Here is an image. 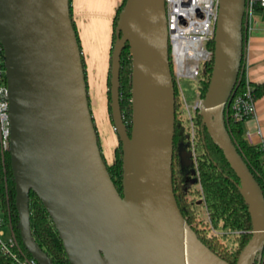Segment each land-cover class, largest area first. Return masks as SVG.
<instances>
[{
    "label": "water",
    "instance_id": "95a60500",
    "mask_svg": "<svg viewBox=\"0 0 264 264\" xmlns=\"http://www.w3.org/2000/svg\"><path fill=\"white\" fill-rule=\"evenodd\" d=\"M244 1L218 0L213 64L199 115L238 180L251 222L236 264H255L264 245V197L224 124L242 60ZM0 45L17 228L31 258L53 264L31 234L33 192L69 264H228L185 223L173 194L174 86L164 0H125L115 26L109 100L122 152L121 194L98 147L69 0H0ZM125 45L131 57L129 134L119 106ZM187 162L191 153L182 150L183 166Z\"/></svg>",
    "mask_w": 264,
    "mask_h": 264
},
{
    "label": "trees",
    "instance_id": "16d2710c",
    "mask_svg": "<svg viewBox=\"0 0 264 264\" xmlns=\"http://www.w3.org/2000/svg\"><path fill=\"white\" fill-rule=\"evenodd\" d=\"M124 2L125 0L121 1L112 21L110 56L115 40L116 22ZM69 12L81 52L75 23L72 18L71 0H69ZM208 49L213 54V40L208 43ZM81 63L86 83V71L82 54ZM119 64V106L122 120L129 134L131 124V57L127 45H125L121 51ZM212 64L213 56L211 55L210 59L204 64L203 71L198 80L197 93L199 100L203 99L207 90ZM109 80L110 67L107 74V110L110 124L113 127L110 114ZM239 80L240 71L237 76L233 95L242 91L243 86L240 84ZM250 86L252 88L254 101L255 98L257 99L264 95V83L255 84L250 81ZM87 100L89 105L88 95ZM174 117L171 172L173 194L177 207L185 223L195 233L202 244L228 264H236L240 252L251 237V222L247 207L237 189L238 180L223 158L222 153L209 138L205 127L202 125L199 110L195 109L192 111V115H186L185 108L180 101L175 85ZM92 122L94 125L93 118ZM224 124L233 145L249 169L254 180L259 185L264 197V161L261 148L246 142L242 129V122L232 118L230 105L226 106L224 109ZM94 129L101 153L95 125ZM181 148L191 153L192 164L190 165V169L193 170L191 178L194 180L192 184L193 186L199 185V190H191L192 185L191 187L187 185L186 176L190 169L187 170L188 168H185L183 163L181 165ZM115 155L114 163L110 166H107V164L105 165L114 187L118 193L121 194L122 152L119 141L118 150H116ZM101 157L104 161L102 154ZM192 191L199 197L200 202L198 205L194 204L192 200L187 199V195ZM0 206L4 215L9 217L8 219L18 244L25 255L30 257L21 244L17 228L18 220L15 210V191L8 151H0ZM28 207L31 234L36 244L48 256L53 264H69L56 230L43 205L33 192L29 193ZM204 210L208 215V221L202 216ZM230 239L233 242L232 247H228L225 242ZM0 264L16 263L12 262L0 252Z\"/></svg>",
    "mask_w": 264,
    "mask_h": 264
},
{
    "label": "built area",
    "instance_id": "2783aa9c",
    "mask_svg": "<svg viewBox=\"0 0 264 264\" xmlns=\"http://www.w3.org/2000/svg\"><path fill=\"white\" fill-rule=\"evenodd\" d=\"M169 65L173 86L177 90L181 103L185 104L182 95L181 81L184 79L198 81L204 64L210 59L212 53L208 43L213 40L218 0H164ZM264 9V0H245L242 20L243 52L240 64V84L242 91L233 95L226 104L230 105L232 118L243 122L247 118L256 117V107L250 79L248 75V60L246 57L247 37L255 19V12ZM6 69L3 52L0 45V151H8L9 119ZM202 100L195 104L192 110L198 109ZM225 106V107H226ZM187 110V109H186ZM244 138L249 142V134ZM263 152L264 161V145ZM9 217L5 216L0 206V252L16 264H38L33 258L27 257L18 244ZM7 226V237L3 239V228ZM255 264H264V245L260 249Z\"/></svg>",
    "mask_w": 264,
    "mask_h": 264
},
{
    "label": "crops",
    "instance_id": "0c3cea01",
    "mask_svg": "<svg viewBox=\"0 0 264 264\" xmlns=\"http://www.w3.org/2000/svg\"><path fill=\"white\" fill-rule=\"evenodd\" d=\"M122 0H71L81 54L85 64L87 90H98L106 110L107 74L110 67L112 21ZM255 19L247 37L246 57L248 75L255 84L264 83V9L255 12ZM89 95V93H88ZM256 117L242 122L243 133L249 134L248 144L264 145V95L255 98ZM110 121H108V124ZM111 125V124H110ZM109 125V126H110Z\"/></svg>",
    "mask_w": 264,
    "mask_h": 264
},
{
    "label": "rangeland",
    "instance_id": "374dc122",
    "mask_svg": "<svg viewBox=\"0 0 264 264\" xmlns=\"http://www.w3.org/2000/svg\"><path fill=\"white\" fill-rule=\"evenodd\" d=\"M88 80H86L87 83ZM198 81H192L184 79L181 81V89H182V95L184 96L185 104L183 103V107L185 108L186 115L189 116L192 115V109L194 108L195 104L199 101V96L197 93L198 89ZM89 93V95H88ZM87 95L89 99V109L91 111L92 118L94 120V125L97 130L98 139H99V145L101 148V154L103 155L105 164L107 166H110L115 161V152L118 150V141L116 134L113 130V127L108 124L107 118H106V110L104 107V102L102 101V96H98V90L96 88L91 87L89 88V92L87 90ZM103 102V103H102ZM197 105V104H196ZM187 109V110H186ZM108 115V111H107ZM110 125V126H109ZM188 152V151H187ZM180 157H181V165H182V148L180 149ZM185 161H189L187 157L184 159ZM185 168L190 169V164L188 165V162L184 164ZM193 170L190 169L189 172H187V185L191 187V190H199V185L193 186V179L191 178ZM188 200H192L194 204L198 205L200 202L199 197H197L194 192L192 191L189 195H187ZM202 216L206 221H208V215L204 210V214L202 213ZM7 226H4L3 232L4 236L3 239L7 237ZM228 247L233 246L232 240L225 241Z\"/></svg>",
    "mask_w": 264,
    "mask_h": 264
}]
</instances>
